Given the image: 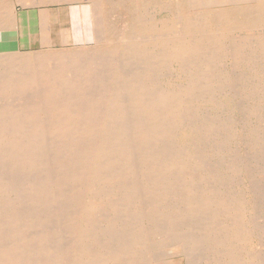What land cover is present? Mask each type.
I'll list each match as a JSON object with an SVG mask.
<instances>
[{
  "label": "bare ground",
  "instance_id": "1",
  "mask_svg": "<svg viewBox=\"0 0 264 264\" xmlns=\"http://www.w3.org/2000/svg\"><path fill=\"white\" fill-rule=\"evenodd\" d=\"M14 1L22 2L21 5L24 2ZM43 1L76 2V5L72 3L75 5L72 15L74 20L82 21L77 35L83 34L82 39L79 37L78 40L84 41L90 36L95 42L97 40L98 49L108 57L113 81H105V78L99 77L102 72L99 74L98 70L101 71L103 66L101 63V67L96 69L99 63L95 57L100 56L94 55L97 50L84 53V48L81 52L74 47V50L80 51L68 52L69 49L64 52L58 47L56 49L61 51L56 50L58 52H54L55 54L49 48L43 55L35 53V50H26L22 54L18 35L26 46L29 45L30 33L43 29L42 42L50 43L43 28L47 15L43 12L36 15L34 11H23L20 13L19 23L16 12H10L15 11L13 5L9 6L11 0H0V61H6L8 54L12 52L10 43H13L15 52H20L15 53L16 57L13 53L16 64L14 61L10 62L16 65L15 70L10 69V66L7 70V63H2L7 70L3 69L5 74L9 73H0L5 76L0 75V94H5L6 97L7 94L22 96L26 90L33 92V100H28L30 102L24 103L22 96L18 98L24 104L14 101L17 103L9 108L10 106H5L12 102H1L3 105L7 104L4 105L7 109L0 105L3 107L0 114L3 117L8 115L7 120L10 122L3 124L0 116V264H175L174 258L180 256L182 247L188 246L192 250L204 242L208 248L205 258H209L212 264L255 263L254 257V261H251L247 259L250 256L244 257V253L247 251V235L260 233V229L246 227L247 222L242 218L244 210H251L247 208L248 204H252L253 210L256 209L254 197L251 199L248 195V199L245 188V191L242 190L245 193L239 196L241 191L236 192L231 188L228 183L232 182L230 179H221L223 175L219 177L220 172L217 174L214 170L210 171L212 167L206 166V163L216 165L212 163L213 160L208 163L206 158L208 153L214 151V148H210L211 142L208 139L209 132L212 133L217 126V117H214L213 122L203 125L198 118L202 113L204 116L208 115L207 112H200L198 116L191 106L199 98L212 101L215 94L213 87L217 83L212 87V76L218 75L214 73L217 71L214 61L218 57L215 54L217 44L212 42V37L215 40L224 37L230 33L232 26L245 31L254 26L264 28V0H88L86 7L82 4L83 0ZM25 3V6L30 5ZM31 4L34 6L36 3ZM151 6L167 9L173 15L153 22L144 17V11H148ZM154 17L152 15V19ZM74 26L75 29L79 28L75 23ZM4 35H7L8 41L2 43ZM243 38L247 39V35ZM250 38L248 40L252 39ZM258 39L264 41L261 37ZM242 42L238 45H243ZM239 46L229 45L227 48L232 50L226 54L235 59L241 51ZM220 48L223 47L218 49ZM128 52L136 53L133 55L135 64L131 58L128 59ZM104 54L101 56L104 57ZM13 56L11 55V59ZM136 57H140L143 66L139 64L140 60L138 64L141 67L134 66L138 65ZM121 58L133 65L127 63L133 67H128L132 72L128 73L126 62L121 61ZM103 62L107 66V58ZM175 67L178 74L186 75L185 85L174 83L169 78L167 87L163 85L161 88L153 75V69L160 68L165 74L167 69L169 72ZM104 72L106 71L102 74ZM160 74L158 75L161 76ZM224 74L222 70L219 77L225 83L223 88L228 92L232 83L228 81V85L225 82L230 75ZM96 77L102 79L99 81L101 86H98L102 93L97 91L99 88L95 89L99 95L95 92L90 94L91 91L89 93L86 86V82L95 83ZM216 87L220 90V86ZM226 95L225 98L228 99ZM13 97L18 99L17 96ZM102 105L108 106L107 111L112 113L109 115V112L102 109L108 115L102 113L104 116H99ZM251 109L253 110L252 107ZM210 117L213 120V116ZM83 122L92 124L85 126ZM186 128L191 129L192 136L195 134L192 142L188 141L189 145L182 141L183 130ZM229 132L230 135L227 134L228 131L226 134L230 137L231 131ZM241 135L247 139L245 132ZM48 144L53 149L49 151L51 156L46 152L45 145ZM212 153L210 155L214 156ZM238 159L242 161L241 167H244L246 174L241 181L254 193L258 184L251 165L254 166L256 162L254 165L250 164L252 161L249 162L243 156ZM194 163L198 168H194ZM237 169L233 172H239ZM239 170L243 172L242 169ZM228 176L230 177L229 174L226 177ZM95 184H101L99 191L96 188L94 190ZM83 192L87 196L81 197ZM104 192L112 197H108L106 202L105 199L99 201ZM50 213L58 219L55 220L56 217H52ZM59 216L62 220H59ZM223 216L225 220L231 218V230L225 227L227 223L220 221ZM51 217L59 227L52 226L51 229L56 230L43 233L45 221H51ZM188 217L191 219L189 222L186 220ZM61 221H66V224ZM61 223L65 228H60ZM115 224L122 225V232L119 233ZM37 227H40V232L34 231ZM48 229L50 230L49 225ZM186 254L181 259L186 264H195L192 262L194 259ZM207 263L210 264L208 261Z\"/></svg>",
  "mask_w": 264,
  "mask_h": 264
},
{
  "label": "rangeland",
  "instance_id": "2",
  "mask_svg": "<svg viewBox=\"0 0 264 264\" xmlns=\"http://www.w3.org/2000/svg\"><path fill=\"white\" fill-rule=\"evenodd\" d=\"M10 1V0H9ZM32 1H34V2H32ZM38 3H37V2ZM43 0H24V2H23V4L21 5V3L20 2H18V3H16L17 1H14L13 0V4H11L12 3V0H11V3L9 4V6H11V5H13L14 7H15V11H10L11 13H14V12H16V16H18V18H17V22H19L20 23V13H22L23 11H28V12H36V15H41V13L43 12L44 14H46L47 15V21L45 22L46 24H44L45 26L43 27L45 30V32H46V34H47V36H48V39H50V43H48V44H43V29H38V30H35V31H33L32 33H30L31 35V37H30V40H29V45H26V46H24L23 44H22V38L21 37H19V35H18V38H20V41H19V48H20V51H23V52H21L22 54H24V51H26V50H35L34 52L35 53H37V52H39V53H42V55H43V53L44 52H46V51H49V49H51V51H52V54L54 53V52H60L62 49H63V51L65 52H67L69 49V51L68 52H75V51H80L81 50V52H83L84 51V49H85V51H84V53H88V52H94L95 50H97V52H95V54L94 55H100V56H96L95 57V59H97V61H98V63H99V67H97L96 69L98 70V68H100L101 67V63H102V66L103 67H101V71H100V69L98 70L99 71V74L102 72L103 73V71L105 70L106 72H104V74H102L101 73V75H104V76H106V75H110L109 77L107 76V78L106 77H104V76H99V77H101L102 79L103 78H105L104 80L105 81H113V77H112V73L110 74V72H111V69H110V66H109V63H108V57L101 51V49L99 48L98 49V47H97V40H96V42H95V39L94 40H92L91 39V36H90V38H87L86 40H84V41H80V40H78V38L80 37L81 39H82V33H79V35H77V33L76 32H78L79 31V29H80V27H81V22L82 21H77V20H74L73 19V15H72V10L74 9L73 7L76 5V2H62V1H60V3L58 2H56V1H54V2H51V1H49V2H45V1H43ZM25 2H27V3H30V5L29 4H27V6H25L26 5V3ZM40 2V3H39ZM20 3V4H19ZM31 3H36V4H34V6L31 4ZM75 4V5H73V4ZM39 4H41V5H39ZM65 4V5H64ZM82 4L86 7L87 5H88V0H83L82 1ZM12 6V7H13ZM19 6V7H18ZM22 6V7H21ZM11 7V8H12ZM35 7V8H34ZM38 7V8H37ZM10 8V9H11ZM24 8V9H23ZM29 8V9H28ZM150 8V9H149ZM148 8V11H144V17H146V18H150V20L151 21H157V22H159V21H162V19L163 18H168V17H170L171 15H173L169 10H167V9H161V7H159V6H151V7H149ZM71 10V11H70ZM47 11H48V13H47ZM71 12V13H70ZM38 13V14H37ZM155 14V15H154ZM69 15H70V17H69ZM149 15L151 16V17H149ZM152 15H153V19H152ZM12 17V16H11ZM38 18V17H37ZM70 18V19H69ZM243 19H246L245 17H242ZM19 19V20H18ZM161 19V20H160ZM242 19V20H243ZM9 20H11V19H9ZM49 20V21H48ZM41 22V21H40ZM12 23V22H11ZM10 23V24H11ZM59 23V24H58ZM74 23H75V25L76 26H78L79 28H77V29H75V26H74ZM87 24H90V22L89 23H87ZM49 26V27H48ZM233 28V29H232ZM15 29V28H14ZM49 29V30H48ZM238 29V30H237ZM59 30V31H58ZM233 31V32H232ZM243 31V32H242ZM240 33V34H239ZM38 35H39V37H38ZM247 35V39H244L243 38V36L245 37ZM260 35V36H259ZM6 36V37H5ZM59 36V37H58ZM229 38V39H227V37ZM249 36V37H248ZM250 36H251V38H250ZM253 36V37H252ZM263 36V37H262ZM212 37V36H211ZM241 37H242V39H241ZM263 38L264 39V28H262L261 29V27H252L251 29L249 28V29H246V31H245V29H239V28H236V27H234V26H232L231 27V30H230V33H227L224 37H222V38H220L221 39V41H220V39H216L215 40V38H214V36L212 37V42H214L215 44H217L216 45V47L215 48H217V49H215L216 50V52H215V54L217 55V57H218V60L216 61H214V63H216V64H214L215 66H217V67H215V70H217V71H214V73L216 74V73H218V75H215L214 76V74L213 73H211V74H213V76H212V83H213V85H212V87L214 86V85H216V83H217V85H218V87L220 86V90H219V88L217 89V85L216 86H214L213 87V90H214V92L213 93H215V94H213V99H211L212 101H209V102H207L204 98H199L197 101H195V103L191 106V107H193V111H197V113L195 112V114L196 115H200L203 111H205V113L207 112V114L208 115H206L207 117H208V119H209V121H208V119H207V117L206 116H204V115H200L199 116V118L198 119H200V121L202 122V124L203 125H207V123H209V122H213L214 120H215V118L217 117V119L220 121V123H218L219 121H216L215 120V122H216V127H215V129H219L218 131L216 130V132H215V129H214V131H212V133L213 134H215V136L212 134V133H210L209 132V135L211 136H209V135H206V136H209V139L210 140H212V137H213V140L212 141H210L209 139H208V141H209V143H210V148H214V151H212V152H210V153H212L214 156H212V155H210V153H208L209 154V156H208V154H207V158H206V161L209 163V162H211L212 160V163L215 165V166H212V165H209V164H207L206 163V166H208V167H212L211 169H210V171H215L217 174H219V172L221 173V174H219V177H221L222 175H223V177L221 178V179H224V180H227L228 181V179H230L229 181H232V182H228L229 183V185H231V188L232 189H234V190H236V192H240L239 193V196H241L243 193H245V192H242V190H244L245 191V189H247V191H248V193H246V195H247V197H248V199H249V196L251 197V199L254 197L255 198V200H254V198H253V203L255 204V208L256 209H252V204L250 205V204H248L247 205V208H251V210H250V212L249 211H246V210H244V212H243V216H242V218H243V220H244V222H247L246 224L247 225H245L246 227L248 226L249 228L251 227V228H254V229H256V227H259V228H257V229H260V233L259 232H257V233H255V235H253V234H249V235H247V241H246V250L247 251H245V253H244V257H249V258H247V259H249V260H253L254 261V258H255V260H256V264L258 263V264H264V44H261V43H264V41L262 40V39H258V38ZM214 38V39H213ZM251 39V40H248V39ZM8 39V37H7V35H4L3 36V42L2 43H4L6 40ZM234 39H236V41H234ZM1 40V39H0ZM218 40V41H217ZM239 40H240V42H242L241 40H243V45H238L240 42H239ZM246 40V41H245ZM261 40V41H260ZM8 41V40H7ZM52 41V42H51ZM59 41V42H58ZM89 41V42H88ZM257 41V42H256ZM263 41V42H262ZM58 42V43H57ZM84 42V43H83ZM224 42V43H223ZM247 44H246V43ZM249 42H251V43H249ZM259 42V43H258ZM1 43V44H2ZM221 43H223V44H221ZM241 43V44H242ZM12 44L13 43H10V50H12V52L10 53V54H8V59L5 61V60H3L2 59V61H0L1 63H0V69H1V71H0V73H3L4 75H6V74H8L9 72H6V74H5V72L3 71V69H5L6 67V69L8 70V68H9V66H10V69H12V70H15L16 68V61L15 60H13V59H15L14 58V54L16 53V54H18V53H20V52H15V48L14 47H12ZM54 44V45H53ZM92 44H94V47H93V45ZM219 44H221V45H219ZM225 44V45H224ZM230 45V47L231 46H233L234 47V44L236 45V46H239L238 47V49L239 50H241L240 51V56L238 55L237 57L239 58H235V59H233V57H231V56H229V55H227L228 54V51H231L232 50V48H227V47H229V45ZM245 44V45H244ZM254 44V45H253ZM51 45V46H50ZM81 45V46H80ZM248 45V46H247ZM250 45H253V46H250ZM77 46H79V47H77ZM83 46V47H82ZM85 46H87V47H85ZM97 48H96V47ZM226 46V47H225ZM244 46H246V47H244ZM52 47V48H51ZM54 47H55V49H54ZM58 47H60V48H58ZM72 47V48H71ZM77 48V49H80V50H74L75 48ZM219 47H223V48H220V49H218ZM225 47V48H224ZM242 47H244V49L242 48ZM250 47V48H249ZM257 47H259V48H257ZM29 48V49H28ZM44 48V49H43ZM46 48V49H45ZM47 48H49V49H47ZM56 48H58V49H61V50H58V49H56ZM82 48V49H81ZM84 48V49H83ZM95 48V49H94ZM256 48V49H255ZM261 48V49H260ZM41 49V50H40ZM43 49V50H42ZM65 49V50H64ZM73 49V50H72ZM91 49V50H90ZM222 49V50H221ZM225 49H227V50H225ZM230 49V50H229ZM248 49V50H247ZM250 49V50H249ZM252 49H253V52L251 53V51H252ZM258 49V50H257ZM260 49V50H259ZM45 50V51H44ZM55 50V51H54ZM56 50H58V51H56ZM83 50V51H82ZM88 50V51H87ZM238 50V51H239ZM242 50H243V52H242ZM246 50V51H245ZM263 50V51H262ZM32 51V52H33ZM218 51V52H217ZM31 52V53H32ZM214 52H212V55L214 56V57H216V55L214 54ZM221 52V53H220ZM226 52H227V54H226ZM245 52V53H244ZM14 53V54H13ZM34 53V54H35ZM104 54V57H102L103 56V54ZM129 53V52H128ZM223 53H224V56H223ZM255 53V54H254ZM16 54H15V57H16ZM45 54V53H44ZM55 54V53H54ZM136 53L134 52V53H129V58L128 59H130L131 61H132V63L133 64H135V56H133V55H135ZM219 54H221V55H219ZM242 54V55H241ZM11 55L13 56V58L11 59ZM102 55V56H101ZM220 57H219V56ZM249 55H250V59H249ZM253 55H255V56H253ZM134 57V58H132V57ZM227 56V57H226ZM243 56H245V57H243ZM107 58V66H109V68L107 67V66H104L106 63L105 62H103V61H106V58ZM223 59H222V58ZM247 57V58H246ZM253 57H255V58H253ZM98 58H100L101 60H103L102 62H101V60H100V62H99V60H98ZM103 58V59H102ZM105 58V59H104ZM137 58H139V59H137ZM258 58V59H257ZM10 59V60H9ZM143 60H145L144 58H142ZM220 59V60H219ZM237 59V60H236ZM248 59V60H247ZM261 59V60H260ZM124 60V61H123ZM140 60V61H139ZM226 60V61H225ZM233 62H232V61ZM246 62H245V61ZM3 61H5L4 63H7V64H5V66H4V64L2 65V63H3ZM14 61V62H13ZM121 61H123V62H126V65H127V63H128V65H129V61H126L125 59H122L121 58ZM138 61L140 62L139 64L141 65V66H143V62L141 61V59H140V57H136V63L138 64ZM223 61V62H222ZM225 61V62H224ZM228 61H231V63L230 62H228ZM248 61V62H247ZM251 61H253V63H254V65H253V63L251 62ZM256 63H255V62ZM257 61H258V63H257ZM10 62H13V63H15V64H12V63H10ZM142 62V63H141ZM227 62V63H226ZM260 62V63H259ZM263 62V63H262ZM9 63V64H8ZM104 63V64H103ZM227 65H226V64ZM238 63V64H237ZM138 64V65H139ZM225 65V67H224V65ZM250 64V65H249ZM15 65V66H14ZM124 65H125V63H124ZM125 65V66H126ZM126 66V68H128V67H130V66ZM130 65H132L131 63H130ZM138 65H134V66H137V67H141L140 65L138 66ZM176 66H178V64H175ZM174 65V66H175ZM221 65V66H220ZM233 65V66H232ZM235 65H237V66H235ZM4 68H3V67ZM11 66H12V68H11ZM14 66V67H13ZM124 66V67H125ZM133 66V65H132ZM130 67V68H133V67ZM262 66V67H261ZM107 67V68H106ZM102 68H105V69H102ZM130 68H128L127 69V71H128V73H130V72H132V71H129V69ZM178 68H179V66H178ZM219 68L221 69V70H219ZM235 68V69H234ZM255 68V69H254ZM5 69V71H7ZM108 69V70H107ZM125 69V68H124ZM160 68H158V69H156V68H154L153 70H154V76H155V78H157L158 79V81H159V83H160V87L162 88L163 87V85H165V88L167 87L166 85H167V82H168V79L169 78H171L172 79V81L174 82V83H184V85H185V82L187 81L186 80V75L185 74H182V73H180V74H178L179 73V71H177V69H176V67H175V69L173 70V69H170L169 70V72H167L168 71V69H167V71L165 72V74H164V72H163V70H159ZM230 69V70H229ZM233 69H234V71H233ZM249 69V70H248ZM11 70V71H12ZM103 70V71H102ZM131 70V69H130ZM179 70H181V69H179ZM222 70L225 72V74L224 75H226V76H229L230 75V77H227V81H225L228 85H229V82H231L230 84V87H229V89H228V92H227V90H225V88H223V85L225 84L224 82H222V80L220 81V74L222 73ZM236 70V71H235ZM107 71H109L108 73H107ZM158 71V72H157ZM162 71V72H161ZM219 71V72H218ZM232 72V73H231ZM243 72V73H242ZM107 73V74H106ZM160 73H163V74H160ZM220 73V74H219ZM245 73V74H244ZM158 74H160L161 76H159ZM167 74V75H166ZM233 74V75H232ZM237 74V75H236ZM1 76H4V75H2V74H0ZM171 75V76H170ZM247 75H249V76H247ZM251 75H253V77L251 76ZM263 75V76H262ZM96 76H98V74L96 75ZM113 76H114V73H113ZM162 76H164L163 78H162ZM168 76V77H167ZM5 77V76H4ZM99 77H96V80L94 81L95 83H93V82H91V84H90V82L88 83V82H86V86H87V91L90 93V91H91V93L90 94H94V92H95V94L96 95H99L100 93L98 92V94H97V91H100L101 92V90H100V86H101V82H99L100 80H102V79H98ZM215 77V78H214ZM253 78H254V80H253ZM258 78V79H257ZM259 78H261V79H259ZM98 79V80H97ZM161 79H163V80H161ZM216 81H215V80ZM92 80H94V79H92ZM92 80H90V81H92ZM217 80L219 81V82H217ZM234 80V81H233ZM98 81V82H97ZM229 81V82H228ZM254 82V83H253ZM255 82H257V83H255ZM260 82H262V83H260ZM221 84H222V86H221ZM254 84V85H253ZM260 84H262V86L260 87ZM90 85H92V86H90ZM95 85V86H94ZM97 85V86H96ZM238 87H237V86ZM242 85V86H241ZM257 85V86H256ZM258 85H259V87H258ZM88 86L89 87H91V88H88ZM99 86V87H98ZM225 86V85H224ZM235 86V87H234ZM253 86V87H252ZM256 86V87H255ZM94 87H97V88H94ZM211 87V88H212ZM244 87V88H243ZM99 88V90H97V91H95V89H98ZM231 88H233V89H231ZM235 88H236V90H235ZM239 88H240V91H239ZM243 88V89H242ZM257 88V89H256ZM223 89V90H222ZM254 89H255V91H254ZM90 90V91H89ZM213 90H211V91H213ZM225 90V91H224ZM237 90L239 91L238 93H237ZM245 90H247V91H245ZM250 90H252V91H250ZM29 92V93H28ZM32 90H26L25 91V93L22 95L23 96V99L24 100H22V101H25L24 103H26V102H30V101H32L33 99H32V97H31V95H32ZM251 92V93H250ZM28 93V94H27ZM102 93V92H101ZM219 93H221V94H219ZM228 95H226V94ZM25 94H27V96H25ZM90 94H88V96L90 95ZM234 94V95H233ZM238 94V95H237ZM246 94V96H244ZM250 94H252V95H250ZM0 95H2V96H4V97H2V96H0V98H3V99H5L4 101H3V99H0L1 101H0V105H2L3 107H4V105H7V106H5V107H8V106H10L9 108H12L13 106V103H14V101H17V102H19L20 104H24L23 102H21V100L19 101V99L20 98H18V97H21L22 98V96H20L19 94H15V95H13V94H7L8 96H10V97H13V96H17V98L18 99H16L15 97H13V98H8V96L6 95V97H5V94H0ZM12 95V96H11ZM29 95H30V97H29ZM225 95H226V97L228 98V99H226L225 98ZM229 95L231 96V97H229ZM91 96H93V95H91ZM215 96V97H214ZM236 96V97H235ZM242 97V98H241ZM30 98V99H29ZM214 98H217V99H214ZM241 98V99H240ZM249 98V99H248ZM260 98V99H259ZM8 99V100H7ZM226 99V100H225ZM243 99V100H242ZM28 100H30V101H28ZM87 100H88V98H86L85 99V101L87 102ZM242 100V101H241ZM12 102V103H5L4 105L1 103V102ZM214 101V102H213ZM221 103H225L224 105H222V104H220V102ZM17 102H15V103H17ZM217 102V103H216ZM249 102V103H248ZM14 103V104H15ZM125 103H126V101H125ZM128 103V102H127ZM220 104V105H219ZM259 104V106H257ZM106 105V104H105ZM105 105H102V107H101V115H99V116H106V115H108L107 113H105L104 111L106 110H108V108H106V107H108V106H106L105 107ZM242 107H241V106ZM199 106H201V107H199ZM221 106V107H220ZM227 106V108H223V107H226ZM3 107H0V112H2V110H3ZM4 107V109H7V108H5ZM105 107V108H104ZM233 107V108H232ZM239 107H241V108H239ZM251 107L253 108V110L251 109ZM256 107V108H255ZM259 109H258V108ZM2 108V109H1ZM194 108L195 109H197V110H194ZM201 108V110H199ZM220 108V109H219ZM229 108V109H228ZM236 108V109H235ZM244 108V109H243ZM247 108V109H246ZM261 108V109H260ZM102 109H104V111H102ZM232 109V110H231ZM263 109V110H262ZM207 110V111H206ZM230 110V111H229ZM236 110V111H235ZM248 110H250V111H252L251 113H250V111H248ZM221 111V113L222 114H220L219 115V112ZM225 111V112H224ZM227 111V112H226ZM232 111V112H231ZM244 111L247 113H245L244 115L242 114V112L244 113ZM262 111V112H261ZM107 112H109V111H107ZM201 112V113H200ZM256 112H258V115H257V113ZM102 113L104 114V115H102ZM112 112H109V115L111 114ZM226 113V114H225ZM259 113H262V114H259ZM99 114V113H98ZM97 114V115H98ZM117 114V113H116ZM232 114V115H231ZM249 114H250V117H249ZM115 115V114H114ZM213 116V120L211 119V117L210 116ZM219 115V116H218ZM231 115V116H230ZM236 115V116H235ZM248 115V116H247ZM253 115V116H252ZM255 115V116H254ZM259 115H260V117H259ZM0 116H1V122L3 123V124H6V123H8V124H10V122L7 120V116L5 115L4 117L2 116V114H0ZM230 118H229V117ZM258 116V117H257ZM203 117V118H202ZM205 117V118H204ZM215 117V118H214ZM242 117H243V119H242ZM248 117V118H247ZM253 117V118H252ZM2 118H4V121L2 120ZM85 118H87V117H85ZM89 118V117H88ZM235 118H236V120H235ZM241 118V119H240ZM246 118V119H245ZM260 118V119H259ZM9 119V118H8ZM202 119V120H201ZM251 119V120H250ZM8 121V122H6V121ZM225 120H227V121H225ZM230 120V121H229ZM235 120V121H234ZM240 120V121H239ZM243 120V121H242ZM260 120V121H259ZM205 121V122H204ZM86 122H89V121H86ZM85 122V124H87ZM224 122V123H223ZM226 122V123H225ZM262 124H261V123ZM44 123V122H43ZM82 123V122H81ZM80 123V124H81ZM113 123H115V122H113ZM206 123V124H205ZM218 123V124H217ZM223 123V124H222ZM232 123H233V125H232ZM238 123V124H237ZM243 123V124H242ZM246 123V124H245ZM257 123V124H256ZM83 124H84V122H83ZM83 124H81V125H83ZM84 124V125H85ZM88 124H90V123H88ZM87 124V125H88ZM92 124V123H91ZM90 124V125H91ZM100 124V126H101V123H99ZM116 124V123H115ZM229 124H231V126L229 127L228 125ZM236 124V125H235ZM242 124V125H241ZM227 125V126H226ZM86 126V125H85ZM245 126V127H244ZM220 127V128H219ZM222 127V128H221ZM228 127V128H227ZM243 127V128H242ZM204 128H205V126H204ZM227 128V129H226ZM247 128V129H246ZM245 129H246V131H245ZM98 130V129H97ZM237 130V131H236ZM253 130H254V133H253ZM43 131H47V130H43ZM79 131H82V130H79ZM84 131V130H83ZM227 131H228V133H227ZM229 131H231V136L229 137V135H230V132ZM242 131V132H245V137H247V139H250V140H247L246 138H243L244 137V135L242 136L241 135V133L240 132ZM252 131V132H251ZM257 131V132H256ZM220 132V133H219ZM235 134H233V133ZM229 134V135H227V134ZM238 135H237V134ZM239 133H240V135H239ZM247 133V134H246ZM251 133V134H250ZM191 134V135H190ZM255 134V135H254ZM183 138H182V141L183 142H185V144L187 143V145H189L190 144V142H188V141H191L192 142V139H193V137L195 136V134H194V136H192V133H191V129L190 128H186L185 130H183ZM186 135V136H185ZM213 135V136H212ZM220 136H221V138H220ZM223 136V137H222ZM234 136V137H233ZM257 136H259L258 137V139H256L255 140V137L257 138ZM225 137V138H224ZM254 139H252V138ZM228 138V139H227ZM229 138H231V139H229ZM234 138V139H233ZM214 139H216L215 141H214ZM218 139H220V140H218ZM223 139V141H221ZM227 139V140H226ZM228 140H229V143H227L228 142ZM260 140V141H259ZM240 141H242V142H240ZM254 141H256V142H254ZM226 142V143H225ZM254 142V143H253ZM260 142V143H259ZM225 143V144H224ZM261 143H263V144H261ZM225 146H224V145ZM216 145H218V146H216ZM245 145H247V146H245ZM257 145V146H256ZM262 145V146H261ZM47 147V149H46V152L49 154L50 152L49 151H53V149H51V147H49V144L48 145H45V148ZM49 147V148H48ZM216 147H217V149H216ZM219 148V149H218ZM236 148H238V150H236ZM249 148V149H248ZM51 149V150H50ZM221 149V150H220ZM230 149H231V151H230ZM233 149V150H232ZM241 149V150H240ZM246 149V150H245ZM245 150V151H244ZM248 150H250V152L248 151ZM252 150V151H251ZM259 150V151H258ZM233 151V152H232ZM234 151H236V152H234ZM185 152V151H184ZM192 152H193V149H192ZM228 152V153H227ZM232 152V153H231ZM238 152H240V153H238ZM253 152V153H252ZM261 152V153H260ZM51 153H53V152H51ZM216 153H219V154H217V155H220V156H217L216 155ZM223 154V155H222ZM226 154V155H225ZM245 154V155H244ZM50 155V154H49ZM51 156V155H50ZM53 156H54V154H53ZM52 156V157H53ZM245 157V159L247 160L248 159V161L249 162H251L250 164H255V162H256V164L254 165V166H252L251 165V168L253 167V169H254V172L256 173L255 174V181H256V183L258 184L256 187L257 188H254L255 189V191H254V193H251L250 191H249V188H246L247 186H245L244 184H243V182L241 181V179H243L244 177H246V174H245V172L243 171L244 170V167H241V166H243L242 165V161L241 160H239L238 159V157L240 158V157ZM219 157V158H218ZM224 157H225V159H224ZM229 157V158H228ZM237 157V158H236ZM212 158V159H211ZM218 159V161H217V159ZM221 158V159H220ZM232 158H235V160H232ZM229 159H231L232 161H230ZM237 159V160H236ZM253 159H255V160H253ZM210 160V161H209ZM216 160V161H215ZM230 162H229V161ZM215 161V162H214ZM229 163H228V162ZM239 161V162H238ZM231 162L233 163V164H231ZM218 163V164H217ZM237 163V164H236ZM239 163H241V165L239 164ZM257 163H258V165H257ZM223 165V166H222ZM225 165V166H224ZM233 165V166H232ZM235 165V166H234ZM194 168H198L197 166H196V164L194 163ZM220 166H222V167H220ZM239 166V167H238ZM221 169H220V168ZM224 167V168H223ZM226 167V168H225ZM237 167L239 168V169H242V173H241V171L239 170V169H237ZM233 168V169H232ZM258 168H260V169H258ZM217 169V170H216ZM222 169H224L225 171H223ZM235 169H237V171H239V172H233ZM219 170V171H218ZM230 170V171H229ZM246 170V169H245ZM258 172H257V171ZM260 170V171H259ZM223 171V172H222ZM233 172V173H232ZM211 173V172H210ZM229 174L230 175V177L233 175V177H234V179H233V177H226L227 176V174ZM231 173V174H230ZM237 175V174H239L238 176H236L235 174ZM240 173H241V175H240ZM235 175V176H234ZM240 176V177H239ZM243 176V177H242ZM258 176V177H257ZM170 177V176H169ZM226 177V178H225ZM242 177V178H241ZM190 178V177H189ZM259 178H260V180H259ZM240 179V180H239ZM235 182H237L236 184H235ZM262 185H261V184ZM102 184V183H101ZM101 184H95V185H93L94 187V190H95V188L97 189V191H99V188L101 187ZM98 185H100V186H98ZM241 185V186H240ZM98 186V187H97ZM108 186V185H107ZM237 186V187H236ZM240 186V187H239ZM243 187V189H241ZM239 188V189H238ZM245 188V189H244ZM96 191V192H97ZM106 192H107V190H106ZM85 192H83V194H84ZM103 193V192H102ZM101 193V196L100 197H102L103 196V198L102 199H99V201H101V200H104L105 202L108 200V197L110 198V196L111 195H109V194H107V193H105L104 195ZM82 194V193H81ZM81 195V197H85V195H86V193L84 194V195ZM108 196H107V195ZM245 195V194H244ZM249 195V196H248ZM87 196V195H86ZM106 196V197H105ZM112 197V196H111ZM243 197V196H242ZM107 199V200H106ZM85 198H84V202H85ZM245 200V199H244ZM98 201V200H97ZM104 201H102V202H104ZM101 202V203H102ZM87 203V202H86ZM97 203V202H96ZM245 203H247L246 202V200H245ZM95 205H98V204H95ZM94 206V205H93ZM94 207H96V206H94ZM96 208H98V207H96ZM48 209V208H47ZM249 214V215H248ZM50 215H51V213H50ZM248 215V216H247ZM52 217L54 216V217H56L55 215H51ZM52 217H51V221L49 220L48 222L47 221H45V228H43V233H46V232H50L51 230V232H53L54 230H56V229H51V227L52 228H57V227H59L58 226V224L55 222V221H53L52 220ZM65 215H64V219H65ZM224 217V219H222ZM221 219H220V221L221 222H225V224H226V226L225 227H227L228 229H232L231 227H233V223H232V220H231V218H229V219H227V220H225V216H223ZM254 217V218H253ZM58 218L56 217L55 218V220H57ZM61 219V216H59V220ZM188 219V221L187 222H189V220L191 221V219L188 217V218H186V220ZM248 219V220H247ZM62 220V219H61ZM230 220V221H229ZM227 221V222H226ZM52 224H51V223ZM56 223L55 225L53 224V223ZM62 222V221H61ZM63 222H65V224H66V221H63ZM62 222V223H63ZM230 223V225H229V223ZM47 223H50V224H47ZM61 223V226H60V228L63 226V224ZM199 223V222H198ZM46 224H47V226H46ZM245 224V223H244ZM48 225H49V228H50V230L48 229ZM121 224H115V226L114 227H118V229H119V233L120 232H122V230H123V227H121L120 226ZM229 225V226H228ZM257 225V226H256ZM262 225V226H261ZM44 227V226H43ZM121 227V228H120ZM230 227V228H229ZM37 228H39V230L37 229ZM37 228H35V230L34 231H39L40 232V227H37ZM63 228H65V226H63ZM44 229H48L47 231H45ZM120 229H122L121 231H120ZM116 230H117V228H116ZM38 232V233H39ZM248 233V232H247ZM256 234H258L257 236H256ZM251 235V236H250ZM261 235V236H260ZM249 238V239H248ZM252 239H253V241H252ZM248 242V243H247ZM263 242V243H262ZM92 244H93V242H92ZM201 244H203V245H201ZM201 244H199L197 247H194L192 250L190 249L189 250V248L190 247H188L187 246V248H185V247H182V253L180 254V256H177L176 258H174V260H175V264H186V262L183 260V259H181V257H183L182 255H185L186 253V255H189V256H191L192 257V259H194V261H192V262H194L195 264H202L203 262V264H209V263H207V261L208 262H210V264H212V261H209L210 259L208 258H205L206 256H207V252H208V248H207V246H206V244H205V242L204 243H201ZM253 244V245H252ZM259 244H261V245H259ZM95 244H93V246H94ZM255 245V246H254ZM259 245V246H258ZM262 246V247H261ZM204 249H203V248ZM250 247V248H249ZM257 247V248H256ZM184 248V249H183ZM200 248V249H199ZM207 248V249H206ZM187 249H188V251H187ZM205 249H206V251H205ZM203 250V251H202ZM256 250V251H255ZM185 251V252H184ZM187 251V252H186ZM197 251V252H196ZM189 252H192L191 254H189ZM194 252H196V253H194ZM199 252V253H198ZM251 252V253H250ZM252 252H255V253H253V254H255L254 256H253V254H252ZM257 252V253H256ZM204 253V254H203ZM250 253V254H249ZM199 254H201V255H199ZM245 254H247V256L245 255ZM193 255V256H192ZM198 255V256H197ZM206 255V256H205ZM262 258H261V257ZM254 257V258H253ZM258 257V258H257ZM204 258V259H203ZM167 260H170L169 258H167ZM202 261V262H201ZM200 262V263H199ZM253 264H255L254 262H252ZM191 264H193V263H191Z\"/></svg>",
  "mask_w": 264,
  "mask_h": 264
}]
</instances>
